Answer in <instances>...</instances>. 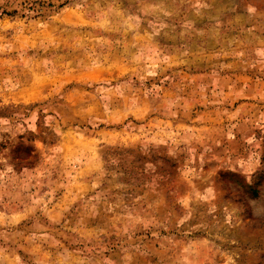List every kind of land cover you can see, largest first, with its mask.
<instances>
[{
    "label": "rangeland",
    "instance_id": "374dc122",
    "mask_svg": "<svg viewBox=\"0 0 264 264\" xmlns=\"http://www.w3.org/2000/svg\"><path fill=\"white\" fill-rule=\"evenodd\" d=\"M0 264H264V0H0Z\"/></svg>",
    "mask_w": 264,
    "mask_h": 264
}]
</instances>
